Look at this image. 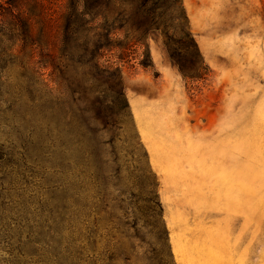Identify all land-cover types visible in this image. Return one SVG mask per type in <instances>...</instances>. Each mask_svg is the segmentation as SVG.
<instances>
[{
    "label": "rangeland",
    "instance_id": "374dc122",
    "mask_svg": "<svg viewBox=\"0 0 264 264\" xmlns=\"http://www.w3.org/2000/svg\"><path fill=\"white\" fill-rule=\"evenodd\" d=\"M180 3L190 36L128 24L99 90L16 41L0 71V264H78V233L84 264H264V0Z\"/></svg>",
    "mask_w": 264,
    "mask_h": 264
},
{
    "label": "trees",
    "instance_id": "16d2710c",
    "mask_svg": "<svg viewBox=\"0 0 264 264\" xmlns=\"http://www.w3.org/2000/svg\"><path fill=\"white\" fill-rule=\"evenodd\" d=\"M1 4L5 11L12 13L14 23L7 30L11 35L8 41H4L7 35L0 33V71L7 69L6 60L11 59L9 54L20 39V53L35 58L36 50L40 51L37 64L41 67L51 68L53 72L59 70L60 79L72 67L75 75L81 76L77 86L91 83L97 90L107 85L116 73L101 60L113 48L116 34L125 32V37L129 34L128 24L134 26L141 37L162 32L169 38L170 30H174L170 24L180 28L174 33L190 36L182 27L186 15H177V10H182L180 0H66L59 14L54 0H2ZM51 20L57 21L54 34L50 33L53 28ZM34 21L40 25L36 34L32 29ZM51 35L53 49L49 47ZM180 69L185 72L184 67L180 66ZM58 84L63 85V80ZM48 155L51 156V152ZM70 243L77 246V263L84 264L82 234L78 233Z\"/></svg>",
    "mask_w": 264,
    "mask_h": 264
}]
</instances>
